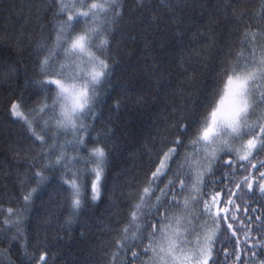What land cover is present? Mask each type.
Wrapping results in <instances>:
<instances>
[{"label": "snow or ice", "instance_id": "obj_1", "mask_svg": "<svg viewBox=\"0 0 264 264\" xmlns=\"http://www.w3.org/2000/svg\"><path fill=\"white\" fill-rule=\"evenodd\" d=\"M257 3L256 27L246 24L239 46L219 61L214 74L220 78L195 107H185L170 122L143 183L121 193L128 201L127 215L123 223L105 226L114 233L107 264H228L230 257L248 264L239 251L228 252L240 243L230 222L237 217L228 207L239 206L228 184L242 188L238 198L248 194L264 200V0ZM50 10L55 22L33 50L34 76L28 83L37 92L7 104L10 121L23 128L40 153L39 166L29 165L32 183L19 197L21 208L0 203V239L22 242L27 264H52L45 251L29 254L25 229L27 212L49 181L46 172L60 173L66 224L109 194L110 154L93 135V124L100 97L111 84V37L113 25L123 18L124 0H52ZM19 70L18 61H0V80ZM120 106L114 104L116 110ZM217 172L221 179H214ZM238 175L243 179L238 181ZM219 184L224 188L213 190ZM132 193L138 195L133 199ZM257 231L261 242L245 251L252 264H264V222Z\"/></svg>", "mask_w": 264, "mask_h": 264}, {"label": "trees", "instance_id": "obj_2", "mask_svg": "<svg viewBox=\"0 0 264 264\" xmlns=\"http://www.w3.org/2000/svg\"><path fill=\"white\" fill-rule=\"evenodd\" d=\"M51 5L52 0H0V61H18L20 69L13 78L0 80V203L5 208H21L19 197L32 183L29 165L39 166V149L19 124L10 121L7 104L16 96L30 99L37 92L28 83L34 76L33 50L55 22ZM258 9L257 0H143L142 4L124 0L123 18L113 25L111 37L115 65L111 84L100 97L93 124V135L100 137L110 154L109 194L96 205L88 203L66 224L68 208L59 192L60 173L46 172L49 181L34 198L25 220L30 255H38L39 249L48 253L52 264H107L114 233L105 226L123 223L127 215L128 201L121 193L143 183L170 122L185 107H195L220 78L214 74L219 61L239 46L246 24L256 27L252 21ZM214 179H221L219 172ZM242 179L243 175L237 176ZM228 187L236 193L231 199L239 206V210L228 207L237 217L230 222L240 241L228 252L239 251L241 259L252 264L245 249L261 242L257 228L264 222V200L250 199L248 194L238 198L242 188ZM223 188L219 184L213 190ZM136 195L132 193V198ZM0 249L3 264H27L22 242L0 239ZM228 264L240 262L230 257Z\"/></svg>", "mask_w": 264, "mask_h": 264}]
</instances>
